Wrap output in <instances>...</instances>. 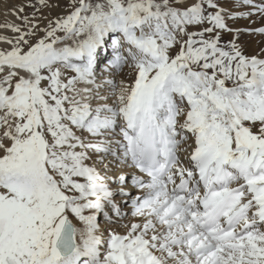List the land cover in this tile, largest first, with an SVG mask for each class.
<instances>
[{
	"label": "snow or ice",
	"instance_id": "6c2138e0",
	"mask_svg": "<svg viewBox=\"0 0 264 264\" xmlns=\"http://www.w3.org/2000/svg\"><path fill=\"white\" fill-rule=\"evenodd\" d=\"M60 6L0 23V264H264V55L228 23L264 0Z\"/></svg>",
	"mask_w": 264,
	"mask_h": 264
},
{
	"label": "rangeland",
	"instance_id": "374dc122",
	"mask_svg": "<svg viewBox=\"0 0 264 264\" xmlns=\"http://www.w3.org/2000/svg\"><path fill=\"white\" fill-rule=\"evenodd\" d=\"M2 1L3 0H0V2H2ZM50 2L53 3V4L59 2L61 6L60 7H54L51 10L43 9L42 11H43V16L44 17H47L48 19H51V18H53V17H55L57 15H64L68 11V9L65 7V5L67 4V0H50ZM27 3H28V0H4L1 3V4H3L2 8H4V6H5V8L3 9L4 11L1 10L2 8L0 9V13L3 14V16L0 14V18H2L0 20V23L1 22L4 23L5 21H14L16 23H20L21 21L12 12H10L9 10L14 8V7H19L20 5H26ZM224 6L229 8V9L233 8V6L230 3H227V2H225ZM234 10L246 11L247 9L246 8H236ZM32 11H33V9L31 7H26L24 14H30ZM36 18L37 19H41V21H42L41 22V27H43L47 23V19H42L39 15ZM239 19H236V20H239L242 23L243 22L245 23V24L243 23L244 26L242 28L239 27V29L241 30V32L243 33L244 36H243V38L239 37V40L237 42L242 47L243 46V44H242L243 42H247L249 44H252L253 41H256V42H253V43L254 44H258V46H259L258 52L260 54L258 53V55H262V53L264 55V36L259 39L258 36H260L261 33L256 32V31H252V32L244 31L245 29H257V28H260V27H264V19L258 17V15H252L250 18H239ZM2 20H4V21H2ZM234 22H235V20H231V19L228 21V23L230 24L231 27L234 26ZM1 32L2 31H0V34L4 33L5 35H9V36L13 35V33L11 32L10 29H4L3 32L2 33ZM40 34L42 35L43 33H40ZM224 39L225 40L231 39V36L225 34L224 35Z\"/></svg>",
	"mask_w": 264,
	"mask_h": 264
},
{
	"label": "bare ground",
	"instance_id": "6f19581e",
	"mask_svg": "<svg viewBox=\"0 0 264 264\" xmlns=\"http://www.w3.org/2000/svg\"><path fill=\"white\" fill-rule=\"evenodd\" d=\"M4 1V0H3ZM2 1V2H3ZM2 2H0V9L2 8V6H3V4H1ZM5 5V4H4ZM232 5V4H231ZM4 8H5V6H4ZM4 8H2L1 10H3ZM4 11V10H3ZM2 12V11H1ZM3 13V12H2ZM8 13V12H7ZM1 14V13H0ZM2 16H3V14H1ZM5 15V14H4ZM1 16V17H2ZM4 18V17H3ZM2 18H0V20H1ZM240 20V19H239ZM239 20H235V22H234V26H233V28H237V29H239V27L240 28H242L243 26H244V24L241 22V21H239ZM2 21H4V20H2ZM2 23V22H1ZM3 30L4 29H0V31H2L3 32ZM7 31V30H6ZM1 32V33H2ZM4 34V33H3ZM243 33L240 31V38H243ZM264 36V34H260V36H258L259 37V39L261 38V37H263ZM232 38V37H231ZM239 40V39H238ZM253 42H256V41H253ZM252 42V44H249V43H247V42H243L242 44H243V46H242V48L245 50V52H246V54H248V55H258V48H259V46H258V44H254ZM247 46H246V45ZM0 46H7V45H0ZM260 54V53H259ZM262 55H263V53H262ZM103 69V64H101L100 65V68H98V71H101ZM118 78H122V77H118ZM126 171H130L131 169H125ZM132 191H133V194H135L136 192H137V190L136 189H132ZM117 199L119 200L120 199V197L119 196H117ZM130 207V206H129ZM126 210H127V207H126ZM127 221H125V223H126Z\"/></svg>",
	"mask_w": 264,
	"mask_h": 264
}]
</instances>
